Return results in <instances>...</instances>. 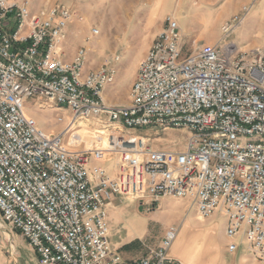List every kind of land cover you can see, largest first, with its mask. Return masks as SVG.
<instances>
[{
  "label": "built area",
  "instance_id": "1",
  "mask_svg": "<svg viewBox=\"0 0 264 264\" xmlns=\"http://www.w3.org/2000/svg\"><path fill=\"white\" fill-rule=\"evenodd\" d=\"M241 9L221 24L224 38L243 23L249 7ZM74 19L82 20L64 5L35 12L27 0H0L1 220L37 264H184L168 254L173 226L146 255L124 259L110 242L107 211L116 197L187 199L201 218L225 216L229 252L244 244L264 262V47L237 52L220 38L183 55L179 23L167 15L128 102L113 104L103 91L118 57L87 69L82 46L67 60ZM28 99L70 112L56 115L58 131L44 130ZM82 124L93 138L78 133ZM165 126L188 130L183 150L154 149L148 136L129 133Z\"/></svg>",
  "mask_w": 264,
  "mask_h": 264
},
{
  "label": "rangeland",
  "instance_id": "2",
  "mask_svg": "<svg viewBox=\"0 0 264 264\" xmlns=\"http://www.w3.org/2000/svg\"><path fill=\"white\" fill-rule=\"evenodd\" d=\"M67 1L70 5L65 7L82 20L74 19L67 25L64 41L67 40L68 45L74 50L82 46L87 48L86 68H96L111 61L113 57H118L114 63L115 79L103 91L104 100L106 102L109 100L113 104L128 102V92L138 63L151 45V36L154 38L165 26L167 15L174 17L179 23L183 35V55L202 44L216 43L220 38L227 49L237 52L264 47V0ZM242 6L249 7L243 23L224 38L220 25L230 21L235 14L241 15ZM93 28L98 30L96 34L91 32ZM66 56L70 55L65 53ZM26 106L28 112L37 119L38 125L44 130L58 131L61 125L56 122V115L70 112L64 106H37L32 99L26 101ZM82 130L89 137L90 130L87 126L82 127L78 133L81 134ZM129 133L148 136L154 149L174 151L183 150L189 134L186 129L172 126L133 128ZM112 164V162L104 164L110 173L114 171ZM113 202L122 204V213L114 223L118 227L112 234V239L118 242L115 246L121 253H127L133 258L144 256L154 249L166 228L173 226L179 233L180 225L185 218L195 226L198 224L193 217L198 221L206 219L201 218L184 199L165 197L153 205H141L137 200L121 198ZM223 220L224 217L216 213L212 221L213 234L218 241L222 240L220 233ZM107 222L109 223L108 218ZM6 238L14 243L15 249L12 254L11 251L9 254L1 248L7 243ZM0 252L10 259V264H37L36 254L27 241L17 230L9 228L1 220V216Z\"/></svg>",
  "mask_w": 264,
  "mask_h": 264
},
{
  "label": "crops",
  "instance_id": "3",
  "mask_svg": "<svg viewBox=\"0 0 264 264\" xmlns=\"http://www.w3.org/2000/svg\"><path fill=\"white\" fill-rule=\"evenodd\" d=\"M22 2L23 0H11ZM29 3L30 9L32 11H37L42 6L52 5L53 3L61 4L64 6L70 5L67 3V0H27ZM129 2H134V0H130ZM159 3V1H158ZM157 3V4H158ZM221 26V25H220ZM70 33V31L68 32ZM67 35V34H66ZM82 36V35H81ZM157 35H155L156 37ZM151 36V43L155 39ZM81 39V37H80ZM66 42V43H65ZM63 49L66 55L67 60H70L74 55L75 51L70 45H68L67 40L63 42ZM108 103L111 101L107 100ZM165 198V197H163ZM168 198V197H167ZM116 197L114 200H117ZM187 203L190 202L187 199H184ZM193 207V206H191ZM194 208V207H193ZM195 209V208H194ZM122 213V204L117 202H112L111 206L107 211V218L109 219V229H110V242L112 246L118 250L115 246L117 241H114L112 238V234H114L116 226L114 223L117 220L118 216H121ZM216 213L221 214L218 211H215L212 215L207 217L204 221H198L195 217L193 219L197 222L198 225H193L189 223L185 218L181 225L179 233L171 246L168 249L169 256L176 258L183 262L184 264H264V262H260L252 258L250 253L246 250L244 244H241L237 247V249L233 252H229L227 249L228 239L225 236V226H226V218L224 217L220 236L222 240L218 241L214 237V228L212 226L213 217ZM7 243L4 246H1L2 249H5L10 254L13 253L15 246L14 243L6 238ZM123 245V244H120ZM118 252L124 259H132L133 257H129L127 253ZM0 264H10V259L6 258L0 252Z\"/></svg>",
  "mask_w": 264,
  "mask_h": 264
},
{
  "label": "bare ground",
  "instance_id": "4",
  "mask_svg": "<svg viewBox=\"0 0 264 264\" xmlns=\"http://www.w3.org/2000/svg\"><path fill=\"white\" fill-rule=\"evenodd\" d=\"M82 126L85 128L86 124H82ZM80 133H81V135H82L83 137H84V136H87L86 133L83 132V130L80 131ZM93 136H94V135L91 136L90 131H89V137H90V138H93ZM98 142H101V143H102L103 140H102V139H101V140H98Z\"/></svg>",
  "mask_w": 264,
  "mask_h": 264
}]
</instances>
